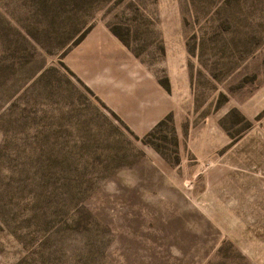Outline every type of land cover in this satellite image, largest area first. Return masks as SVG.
I'll return each instance as SVG.
<instances>
[{
  "label": "rangeland",
  "instance_id": "1",
  "mask_svg": "<svg viewBox=\"0 0 264 264\" xmlns=\"http://www.w3.org/2000/svg\"><path fill=\"white\" fill-rule=\"evenodd\" d=\"M0 264H264V0H0Z\"/></svg>",
  "mask_w": 264,
  "mask_h": 264
}]
</instances>
